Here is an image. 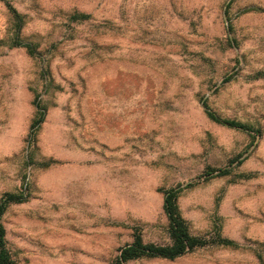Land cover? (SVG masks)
<instances>
[{"label": "rangeland", "instance_id": "374dc122", "mask_svg": "<svg viewBox=\"0 0 264 264\" xmlns=\"http://www.w3.org/2000/svg\"><path fill=\"white\" fill-rule=\"evenodd\" d=\"M9 1L39 53L10 46L0 1V200L27 196L1 217L13 263L110 264L135 234L166 245L161 190L177 188L191 235L239 247L126 264H264V0Z\"/></svg>", "mask_w": 264, "mask_h": 264}, {"label": "trees", "instance_id": "16d2710c", "mask_svg": "<svg viewBox=\"0 0 264 264\" xmlns=\"http://www.w3.org/2000/svg\"><path fill=\"white\" fill-rule=\"evenodd\" d=\"M4 3L11 21L14 36L11 39L12 47H20L25 49L26 53L31 57L39 56L37 52V45L25 42L20 38L21 30L24 26L25 16L18 12V10L11 4L9 0H0ZM91 19L90 14L73 11L69 14L68 20L72 23L80 24ZM228 30L232 31V26L228 24ZM255 77L264 78V73L259 72ZM48 85V84H46ZM33 106L35 109L34 117L29 127L28 134V146L35 145V138L40 125L43 123L46 113V106L42 104L38 95H35L33 100ZM205 108V114L212 122L226 126L232 129L251 131L249 126H246L240 122L234 120H228L220 118L212 110L209 109L207 103L203 101ZM217 172V173H216ZM206 176H224L227 175L226 171L208 169ZM180 189L171 188L161 190L163 194V210L168 221V235L170 242L166 245H159L153 243H143L141 237L137 234L134 235L133 241L122 247L119 253L110 264H126L127 262L136 261L139 259H164L175 260L187 253L192 252L195 249L203 248L208 245H217L223 248H238L239 245L234 241L222 238L219 233H216L212 240L196 237L191 235L186 221L182 218L177 200L179 197ZM27 198L26 195L9 194L6 193L0 200V264H14L11 259V254L6 248L5 242V230L1 223V217L4 214L8 205L12 203H21Z\"/></svg>", "mask_w": 264, "mask_h": 264}]
</instances>
